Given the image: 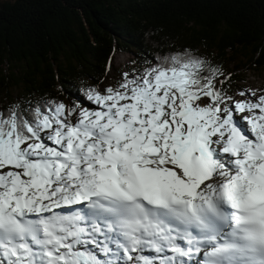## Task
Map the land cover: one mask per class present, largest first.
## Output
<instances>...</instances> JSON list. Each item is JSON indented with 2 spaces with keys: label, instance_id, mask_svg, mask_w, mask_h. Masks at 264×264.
Masks as SVG:
<instances>
[{
  "label": "snow or ice",
  "instance_id": "6c2138e0",
  "mask_svg": "<svg viewBox=\"0 0 264 264\" xmlns=\"http://www.w3.org/2000/svg\"><path fill=\"white\" fill-rule=\"evenodd\" d=\"M118 75L0 108V264H264V94L190 50Z\"/></svg>",
  "mask_w": 264,
  "mask_h": 264
},
{
  "label": "trees",
  "instance_id": "16d2710c",
  "mask_svg": "<svg viewBox=\"0 0 264 264\" xmlns=\"http://www.w3.org/2000/svg\"><path fill=\"white\" fill-rule=\"evenodd\" d=\"M181 50L231 74L233 95L252 90L243 74L264 80V0H0V108L83 98L119 52L132 72Z\"/></svg>",
  "mask_w": 264,
  "mask_h": 264
},
{
  "label": "rangeland",
  "instance_id": "374dc122",
  "mask_svg": "<svg viewBox=\"0 0 264 264\" xmlns=\"http://www.w3.org/2000/svg\"><path fill=\"white\" fill-rule=\"evenodd\" d=\"M130 57L131 55H129L128 53H116V55L112 59L111 67H109L107 76L103 81L105 85H107L109 82L119 80L120 77L118 74L126 72L124 66L127 65ZM240 75H242V73H240ZM243 75L245 76L246 84H248L252 88V90L257 91L258 94H264V80L260 79V77L258 76L252 75L251 73H245ZM240 90L242 89H238L237 94H235L237 98H239L238 94Z\"/></svg>",
  "mask_w": 264,
  "mask_h": 264
},
{
  "label": "bare ground",
  "instance_id": "6f19581e",
  "mask_svg": "<svg viewBox=\"0 0 264 264\" xmlns=\"http://www.w3.org/2000/svg\"><path fill=\"white\" fill-rule=\"evenodd\" d=\"M147 252V251H146Z\"/></svg>",
  "mask_w": 264,
  "mask_h": 264
}]
</instances>
